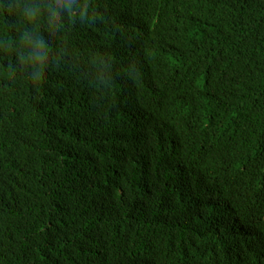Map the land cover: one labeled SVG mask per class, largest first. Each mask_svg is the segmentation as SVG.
Masks as SVG:
<instances>
[{
  "label": "trees",
  "instance_id": "obj_1",
  "mask_svg": "<svg viewBox=\"0 0 264 264\" xmlns=\"http://www.w3.org/2000/svg\"><path fill=\"white\" fill-rule=\"evenodd\" d=\"M0 2V264H264V0Z\"/></svg>",
  "mask_w": 264,
  "mask_h": 264
},
{
  "label": "clouds",
  "instance_id": "obj_2",
  "mask_svg": "<svg viewBox=\"0 0 264 264\" xmlns=\"http://www.w3.org/2000/svg\"><path fill=\"white\" fill-rule=\"evenodd\" d=\"M3 4L0 2V15L4 12ZM75 9L73 6L67 2V0H57V4L50 9V14L53 16H61L68 15L74 12ZM20 12L22 16L29 22H35L36 18L39 15V12L36 9H27L21 8ZM86 14V10L81 12V16ZM21 40L25 42H29L32 45L33 51L28 54H23L19 58L21 62H31V61H39L42 60L44 55L46 54V45L43 40H41L37 34L36 39H32L29 35V31L27 29L21 32Z\"/></svg>",
  "mask_w": 264,
  "mask_h": 264
}]
</instances>
